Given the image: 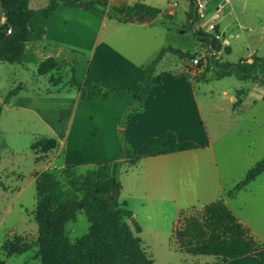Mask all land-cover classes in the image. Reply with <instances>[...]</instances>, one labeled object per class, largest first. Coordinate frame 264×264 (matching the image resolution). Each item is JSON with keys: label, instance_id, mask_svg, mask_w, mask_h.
<instances>
[{"label": "rangeland", "instance_id": "obj_1", "mask_svg": "<svg viewBox=\"0 0 264 264\" xmlns=\"http://www.w3.org/2000/svg\"><path fill=\"white\" fill-rule=\"evenodd\" d=\"M107 1L108 11L115 5L143 1L165 14L151 24L154 28L150 31L149 51L145 57L139 58L140 62L150 63L160 47L170 45L187 51L190 56L184 58L186 61L195 57L199 63L194 70L191 69L192 76L184 71V59L166 54L154 72L162 75V84L153 85L145 97L142 110L144 102L146 107L140 127H132L129 133L117 130L115 154H106L97 162H120L118 181L121 189L116 200L117 203L127 202V209L133 213L127 223L141 240L153 264L212 263V257L173 250L169 239L176 220L199 214L206 204L221 193L225 194L256 163L264 161V86L257 81H240L234 75L213 78L210 69L215 52L201 38L193 36L189 23L198 32L215 35V44L221 47L220 56L216 58L224 62L237 63L253 56L264 57V0H196L198 9L190 22L187 21L188 0ZM168 4H175L172 7L175 15L167 12ZM27 7L31 9L29 0ZM102 16L109 18L106 13ZM5 22L0 5V27ZM165 26L172 33L167 34ZM178 29L186 33L173 34ZM5 34H11L10 27ZM227 46L230 48L228 55L223 51ZM84 55L75 64L31 63L26 54L23 62L18 64L0 61V249L9 242L20 243L24 249L21 254L9 256L0 251V264H41L34 220L37 175L45 170L59 169V165H73L79 173H84L97 163H84L81 149L77 152L74 144L65 158L67 134L59 142L50 137L51 131L59 130L60 125L54 120V101L48 100L50 97L46 94L63 89H69V95L76 93V87L66 85L72 78V68L76 70V80L85 83L86 87L95 81L105 89L117 87L108 84L107 72L95 76L93 52ZM41 64L45 74L39 72ZM202 73L206 75L205 80L200 78ZM14 88H17L16 94L7 100V93ZM67 94L63 92L59 96ZM36 95L46 100L28 105L27 99ZM16 96L21 98V104L14 103ZM237 100L241 102L236 104ZM127 107L118 120L121 127L128 124L123 120ZM133 117L135 115L130 120ZM45 123L52 126L47 127ZM168 131L197 143L203 149L199 155L148 157L149 138ZM45 138L54 139L56 147L49 150L50 145L46 144L41 149L32 148L34 141ZM76 143L81 147L78 141ZM127 150L139 157L136 166L128 165ZM163 164L184 165L185 169L177 172L165 168L157 170L156 166ZM208 164H215L217 168L218 179L214 186L209 178ZM185 165L189 166L188 169ZM177 183H180L181 190L187 183V190L191 189L194 194L173 198L171 192L177 188ZM207 185L210 187L208 195L202 191ZM223 200L240 221L264 237V170L234 198L224 197ZM133 220L140 226V234L135 232ZM88 226L85 215L77 214L75 220L64 228L69 241L74 242L83 236ZM254 258L243 257L217 264H260Z\"/></svg>", "mask_w": 264, "mask_h": 264}, {"label": "trees", "instance_id": "obj_2", "mask_svg": "<svg viewBox=\"0 0 264 264\" xmlns=\"http://www.w3.org/2000/svg\"><path fill=\"white\" fill-rule=\"evenodd\" d=\"M188 1L187 21L190 22L194 18L196 7L195 0ZM0 5L6 18V22L0 27V61L18 64L25 58V45L40 40L45 30L42 26L31 30L28 28L33 11L27 7V0H0ZM58 6L93 9L101 15L106 13L109 18L119 22L133 16L136 21H148L150 24L161 14L158 9L142 2L124 7L113 6L108 11L107 0H48L42 13L43 17L49 18ZM164 15L162 13V16ZM8 27L11 28V34L6 35ZM189 27L195 38H201L210 46V50L215 52L210 69L213 71V78L234 75L240 81H257L260 86H264V57L253 56L237 63L224 62L216 58L220 56L221 47L215 44V35L198 32L191 23ZM223 51L227 55L230 54L228 46L224 47ZM166 53H172L179 58L190 56L189 53H183L172 46L163 47L157 56L143 67V75L134 89L122 86L104 89L98 81L86 87L76 80L74 68L72 78L66 85L79 90L81 101L106 99L109 95L126 100L128 107L123 115L126 124L142 109V103L151 87L160 83L161 76H155L153 73L156 64ZM43 61L57 63L53 58ZM39 72L46 73L42 72V64ZM200 78L205 80V73H202ZM16 89L7 93V100L16 94ZM239 102L241 101L237 100L236 104ZM46 144L50 145L47 148L49 150L57 145L54 139L45 138L34 141L31 146L41 149ZM197 147V144L179 140L174 132L168 131L149 138L146 155L155 157ZM126 152L129 164H135L139 160V157L131 155L129 150ZM119 167L120 162L102 161L95 163L84 173H79L73 165H67L59 169L45 170L37 175L34 220L37 224L41 264H153L141 247L140 239L134 235L127 223L132 212L124 203H117L116 198L121 189L118 181ZM263 170L264 161H259L226 191L224 197L234 198L238 191ZM79 213L85 215L89 224L88 230L76 241L70 242L64 228L68 222L74 221ZM132 225L135 232L139 233L140 226L134 220ZM169 241L173 249L182 253L214 256L220 261L253 255L260 264H264V242L239 222L227 208L223 198L206 204L199 214H189L178 220ZM0 251L1 254L9 256L21 254L24 249L20 243L9 242L3 244Z\"/></svg>", "mask_w": 264, "mask_h": 264}, {"label": "crops", "instance_id": "obj_3", "mask_svg": "<svg viewBox=\"0 0 264 264\" xmlns=\"http://www.w3.org/2000/svg\"><path fill=\"white\" fill-rule=\"evenodd\" d=\"M136 2L144 3L143 1H136ZM47 3L48 0H29L30 8L33 11V16L28 23V28L31 30L37 26H42L45 30V33L40 40L28 42L25 45V54L31 63L40 62L45 60L46 58H53L57 63H62L64 61L69 64L70 63L75 64V62H77L79 58L85 56L84 53L87 54L88 52L90 54L91 52H93V60L96 58V62L94 66L96 77H98L99 75L103 76L105 75V72H107V76H108L107 80L109 85L122 86L129 89H134L136 87L137 83L140 81L143 75V67L147 65L143 62H140L139 58L142 56L145 57L148 54L147 51H149V42H150V38H152V36L150 37L151 35L150 31H152V29L154 28V26L151 25L152 23L148 24L149 23L148 21H144V22L136 21L133 16L132 17L134 18V21H130L129 20L131 18L130 17L124 22H119L113 18H106L93 9L85 10L81 7H66V6H58L52 12L49 18H44L42 13ZM134 3L124 6H131ZM34 6H39V7L35 9ZM124 6H118V7H124ZM168 6L169 7L167 12L169 14L175 15V12H173L172 10V7H174L175 4H168ZM187 10H189V1H188ZM35 16H37V18ZM159 16H162V13ZM154 20H152L151 22H153ZM180 21L181 19L179 20V23H181ZM184 21L185 19L183 20V22ZM166 29H167L166 30L167 34L172 33L170 31V28L168 29L166 27ZM175 31L176 32H174L173 34H177V36L186 33L185 30H180V29ZM163 47L166 46L160 47L159 51ZM175 49L180 50L183 53H187V51L181 50L179 48H175ZM152 52H154V50L151 51V54ZM166 54H172V53H166ZM165 55L156 64L154 68V72L156 71L157 65L162 61ZM180 59H184V58H180ZM183 64L185 68L184 71L192 75L191 69L194 70L195 66L191 65V60L186 61L184 59ZM75 75H76V70H75ZM160 76H161L160 83L158 85L162 84V75ZM82 84L85 85V83ZM69 91H70L69 89H63L59 92L46 94L47 97H50L47 98L48 100L54 101L53 106L56 111V113L54 114V120L57 121L58 124L60 125L59 130L53 129L51 131L52 135L50 137H54L59 142V140L63 138L64 134H67L66 137L67 140L65 146L66 147L65 158H66V154L70 150V147L74 144V149L77 152H79V149H81L83 153L82 156L84 158V163L92 165L94 162H97L101 158H103L106 154H110V153L115 154L118 147V144L116 142L117 130L125 131V133H129V131L132 130V127H140L141 125L146 107V102H144L143 110L141 109L135 115V117H133L132 120L128 122L127 126L121 127L119 126L118 120L120 115L128 105L127 104L128 102L126 100L119 97L108 96L104 100L94 98L89 101H81L79 99V90L71 95H69L70 93ZM63 92L68 93L67 96L64 97L59 96ZM55 96L57 98H53ZM45 100L46 99L40 97L39 95H36L29 97L27 99V104L28 105L39 104ZM20 102H22L21 98L16 96L14 103L19 104ZM45 124L47 125V127L52 126L51 124L48 123ZM137 133H140V131L137 130ZM176 135L179 140H188L187 138L181 137L178 134ZM72 139L74 141H71ZM76 141H78L81 144V147L76 143ZM202 149L203 147L198 145V147L194 149H188L184 151H179V152L169 153L159 156L170 157L175 154L186 155V156H191L195 154L199 155L198 152L201 151ZM53 161H55V159ZM138 162L139 160L135 164H128V165L136 166ZM64 166L59 165L57 168H61ZM185 166L188 169L189 166L188 165ZM156 167L157 170L161 168H165L167 170L171 169L173 172L174 171L177 172V170L182 171L185 169L184 165H179V164H163V165H157ZM207 167H208L211 184L212 186H214V183L218 179L217 177L218 173H216L217 168L215 167V164H208ZM174 177L176 176L174 175ZM176 186L177 188L171 192L173 198L187 197L194 194V192H191V189L187 190L186 187L189 186L187 183H185L183 186L185 187L184 190H181L179 188L180 183H177ZM209 189L210 187L207 185L202 191L203 193L208 195ZM224 196L225 194L221 193V195H219L216 199L210 201L209 203L214 202L219 198H224ZM122 203H124L127 208V202L123 201ZM234 216L244 226L248 227L258 239L264 242L263 236L259 235L247 223L240 221L239 217H237L235 214ZM140 233H141V228L139 234ZM141 247L143 248L142 242H141ZM192 256L212 257L213 262L210 264H217L220 262L225 263L230 261V260L220 261L214 256H207V255H192ZM243 257H251V259H255L254 258L255 256L253 255H246ZM243 257H239V258H243ZM251 261L254 262L255 260H251ZM206 263L208 262L199 263V264H206Z\"/></svg>", "mask_w": 264, "mask_h": 264}, {"label": "built area", "instance_id": "obj_4", "mask_svg": "<svg viewBox=\"0 0 264 264\" xmlns=\"http://www.w3.org/2000/svg\"><path fill=\"white\" fill-rule=\"evenodd\" d=\"M195 7H196V12H197L198 8H197V1L196 0H195ZM210 27H211V29H213V25H211ZM8 32H10V30H8ZM197 64H198V59L197 58H194V59L191 60V65L196 66Z\"/></svg>", "mask_w": 264, "mask_h": 264}, {"label": "water", "instance_id": "obj_5", "mask_svg": "<svg viewBox=\"0 0 264 264\" xmlns=\"http://www.w3.org/2000/svg\"><path fill=\"white\" fill-rule=\"evenodd\" d=\"M130 21H134V18L131 16V18L129 19Z\"/></svg>", "mask_w": 264, "mask_h": 264}]
</instances>
